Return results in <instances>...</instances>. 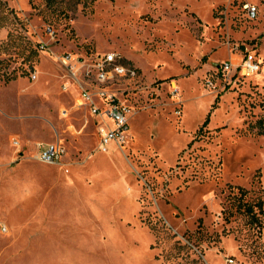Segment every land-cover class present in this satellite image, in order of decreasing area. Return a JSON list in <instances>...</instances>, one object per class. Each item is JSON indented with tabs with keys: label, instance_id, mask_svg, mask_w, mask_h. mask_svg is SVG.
<instances>
[{
	"label": "rangeland",
	"instance_id": "1",
	"mask_svg": "<svg viewBox=\"0 0 264 264\" xmlns=\"http://www.w3.org/2000/svg\"><path fill=\"white\" fill-rule=\"evenodd\" d=\"M67 52L138 69L110 87L134 110L124 151L98 150L62 90ZM246 54L257 73L221 76ZM260 123L264 0H0V264H264V214L257 229L223 213L230 186L264 199ZM39 142L64 165L36 160Z\"/></svg>",
	"mask_w": 264,
	"mask_h": 264
},
{
	"label": "built area",
	"instance_id": "2",
	"mask_svg": "<svg viewBox=\"0 0 264 264\" xmlns=\"http://www.w3.org/2000/svg\"><path fill=\"white\" fill-rule=\"evenodd\" d=\"M246 17L254 20L258 17V5L245 2L243 5ZM49 34L53 31L47 27ZM58 62L66 69L68 82L62 85L68 90L75 85L79 90L78 106L85 107L97 119L98 150L107 152L112 144L124 151L130 137L129 121L134 114L133 107L118 97V91L110 87L118 81L135 80L139 71L127 60L116 53H98L89 58L67 52L57 57ZM222 77L233 71L231 61L217 66ZM244 75L251 76L260 70V61L255 54H246L238 66ZM36 72L31 74L35 80ZM208 84L213 86V82ZM66 111L62 113L66 115ZM15 144H18L15 142ZM67 149L61 142L39 143L34 158L50 165H64Z\"/></svg>",
	"mask_w": 264,
	"mask_h": 264
},
{
	"label": "trees",
	"instance_id": "3",
	"mask_svg": "<svg viewBox=\"0 0 264 264\" xmlns=\"http://www.w3.org/2000/svg\"><path fill=\"white\" fill-rule=\"evenodd\" d=\"M260 125L261 126H258V133L262 134L264 132V127L262 123H260ZM252 126L256 125H251V127ZM230 189V194L228 195L229 206L223 211L225 218L229 219L233 217L235 212L240 213L248 218L250 226L261 229L262 216L264 214V199L261 197L252 200L248 199L250 191L240 186H230Z\"/></svg>",
	"mask_w": 264,
	"mask_h": 264
},
{
	"label": "crops",
	"instance_id": "4",
	"mask_svg": "<svg viewBox=\"0 0 264 264\" xmlns=\"http://www.w3.org/2000/svg\"><path fill=\"white\" fill-rule=\"evenodd\" d=\"M228 61H231L232 62V64H233V70H235V72L238 70V66H239V64L240 63H238L237 65H235L234 63H233V61L231 60V59H229ZM129 62V61H128ZM227 62V61H226ZM59 63V62H58ZM130 63V62H129ZM60 64V63H59ZM131 65H133L132 63H130ZM62 66V65H61ZM134 66V65H133ZM37 74V73H36ZM37 78V77H36ZM62 87V86H61ZM76 88V87H75ZM77 89V88H76ZM63 90V89H62ZM64 92H67V91H69V89L68 90H63ZM77 91H78V96H79V90L77 89ZM78 98V97H77ZM79 104H78V100H77V105H76V107H80V106H78ZM88 110V109H87ZM63 111H66L65 113H66V115H64L62 112ZM63 111H61V114H62V116H68V114H69V112L67 111V110H63ZM92 117L94 118V120H95V122L97 121V119H96V117L95 116H93L92 115ZM132 118V117H131ZM15 142H17V141H13L12 143L14 144V145H18V144H15ZM18 143V142H17ZM39 143H43V142H39ZM39 143H37V144H39ZM54 143V142H53ZM37 144L35 145V151H36V146H37ZM44 144H47V143H44ZM98 148V147H97Z\"/></svg>",
	"mask_w": 264,
	"mask_h": 264
},
{
	"label": "water",
	"instance_id": "5",
	"mask_svg": "<svg viewBox=\"0 0 264 264\" xmlns=\"http://www.w3.org/2000/svg\"><path fill=\"white\" fill-rule=\"evenodd\" d=\"M218 66V65H217Z\"/></svg>",
	"mask_w": 264,
	"mask_h": 264
}]
</instances>
